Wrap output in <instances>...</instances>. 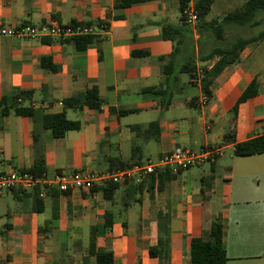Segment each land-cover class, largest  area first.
<instances>
[{"label": "crops", "instance_id": "0c3cea01", "mask_svg": "<svg viewBox=\"0 0 264 264\" xmlns=\"http://www.w3.org/2000/svg\"><path fill=\"white\" fill-rule=\"evenodd\" d=\"M245 1L214 0L204 23L221 20ZM116 2L0 0L2 27L54 20L105 26L82 52L68 41L0 37V100L30 91L32 101L23 106L34 110L32 118L0 113V174L31 169L37 160L44 162L47 179L59 173H102L111 169L110 159L152 160L157 150L158 159L177 147H220L223 156L208 163V170L205 164L179 172L162 190L158 176L147 177L141 188L119 184L112 200L104 196L107 185L72 193L41 187L40 212L34 210L36 188L4 191L0 264H96L89 250L93 228L96 247L112 251L115 264H192V243L205 237L219 216L226 264H264V154H234L235 143L264 134V39L247 46L239 62L216 78L209 102L200 106L202 86L179 69L190 54L197 69H211L219 57L209 62L200 57L217 47L213 35L200 31L199 22L183 21L180 0L127 8H117ZM164 25L190 27L194 42L193 53L178 47L174 73L168 76L163 69L177 41L161 38ZM44 58L55 71L44 67ZM252 82L258 95L233 113ZM94 87L103 101L100 110L65 108V100ZM150 88L161 90L149 93ZM62 112L82 128L57 139L46 129L45 117ZM124 151H131L128 158ZM109 214L113 222L106 232ZM152 248L158 256L151 255Z\"/></svg>", "mask_w": 264, "mask_h": 264}, {"label": "trees", "instance_id": "16d2710c", "mask_svg": "<svg viewBox=\"0 0 264 264\" xmlns=\"http://www.w3.org/2000/svg\"><path fill=\"white\" fill-rule=\"evenodd\" d=\"M152 0H117V8H127L135 3H143ZM214 0H199L196 3V12L199 16L200 27L199 30L202 32H211L215 35L218 40L225 39L226 28L231 25L237 26H256L258 25L257 16L260 12H264V0H246L245 3L238 9L228 13L221 20H215L209 23H204L205 17L208 15L211 5ZM187 0H180L181 13H183L186 7ZM184 21V16L182 14ZM101 26V25H100ZM99 26V27H100ZM186 25L174 26V25H164L162 27L161 38L168 41H177L175 45V51L172 54L169 63L164 67L163 72L165 75H170L174 73V58L178 56V47L183 48L188 47L192 49L193 42V31L190 27H185ZM105 27V26H104ZM264 39V32L258 36H254L246 39H239L231 46L222 48L216 47L207 56L200 57V62H209L215 57H219V60L214 64L211 69L203 68V78L201 81L202 90L207 95H211V88L216 80V78L221 75L224 70L239 62L241 52L249 45L253 43H258L260 40ZM95 36H83L68 40V42L73 43L75 48L82 52L85 51L87 46L96 41ZM193 53V49L191 50ZM144 55L146 53H135L134 55ZM45 68L50 71H55L56 68L50 64V60L44 58L42 60ZM196 61L193 55H189L186 61L181 65L179 72L188 74L192 79L195 78L197 74ZM161 89L150 88L146 91L149 93H158ZM258 95L257 83L252 82L240 99L237 105L233 109V113H237L240 104L246 102L247 100ZM32 101V92L30 91H18L13 93L9 97H3L0 100V113L2 115H8L14 113L17 116L32 118L34 116V110L32 107L23 106L26 102ZM103 101L100 97L99 90L97 87L86 90L82 93L72 96L71 98L64 101L65 108H73L82 110L87 107L92 110H100ZM134 113V111H121L120 115H126ZM157 125L153 123L151 126ZM45 127L50 130L53 136L57 139L63 138L66 133L70 131H79L82 125L78 121H71L67 118L66 113L49 115L45 117ZM139 128V127H133ZM133 153H135L133 151ZM234 154L237 157H249L254 155L264 154V134L258 135L254 138L248 139L241 143H235ZM133 157H136L133 154ZM143 160H136L134 162H122L120 159L114 158L110 159L111 169L109 171L132 168L139 164ZM24 172L34 175L38 179L46 178L45 165L42 160H37L31 169L24 170ZM158 174V175H157ZM151 175L152 181L155 176L160 179L159 189L162 190L164 185L172 180L176 174H172L170 171L165 173H157ZM142 184L138 185L141 188ZM43 188V187H42ZM95 187L92 190H95ZM40 189L38 186L34 194V210L40 212L43 210V201L40 197ZM44 189V188H43ZM119 189V184L109 183L105 188H102L104 196L108 200H112L115 192ZM106 222L104 225V230L106 232L110 231L112 227L113 217L111 214L106 215ZM223 230L224 223L222 217H217L212 225L209 233L201 238L197 239L192 243L191 249V260L192 264H226L227 254L224 249L223 242ZM96 237L97 230L93 228L91 230L89 250L90 254L96 258V264H115V259L112 251H107L103 249H98L96 247ZM152 256H158L159 250L152 248L150 251Z\"/></svg>", "mask_w": 264, "mask_h": 264}, {"label": "built area", "instance_id": "2783aa9c", "mask_svg": "<svg viewBox=\"0 0 264 264\" xmlns=\"http://www.w3.org/2000/svg\"><path fill=\"white\" fill-rule=\"evenodd\" d=\"M182 14L186 24H195L199 22L195 0H187L186 7ZM104 31V26L95 27L81 23L61 24L54 20L49 24L40 26L22 25L15 28L0 26V37L32 40L50 38L66 42L77 37L95 36ZM203 74V69H198L192 81L201 85ZM209 99V95L203 93L198 103L200 106H205L209 102ZM221 156H223V149L220 147L209 146L201 151L177 147L163 154L155 161L149 159L140 162L132 168L102 173L84 171L77 172L72 176L59 173L51 179H38L34 175L24 171H11L9 173L0 174V193L14 189L24 191L32 190L38 186L43 187L44 190L57 188L62 193H72L76 191H91L99 185H108L109 183L123 184L125 182H134L139 185L147 177L155 175L161 170H168L172 174H178L190 167L212 163ZM40 196L44 197V192H42Z\"/></svg>", "mask_w": 264, "mask_h": 264}, {"label": "rangeland", "instance_id": "374dc122", "mask_svg": "<svg viewBox=\"0 0 264 264\" xmlns=\"http://www.w3.org/2000/svg\"><path fill=\"white\" fill-rule=\"evenodd\" d=\"M257 20H258L259 24L256 26L231 25V26L227 27L226 31H225L226 37L224 40H218L213 33H211V32L210 33L213 35V39H214V42L216 43L217 47L226 48V47L231 46L233 43H235L239 39H246V38H251V37L257 36L262 30H264V12H260L258 14ZM187 77H188V75H187ZM156 147H157V145H156ZM157 151L153 153V159H152L153 161H155L157 159V157H156ZM130 153H131V151H124V157L128 158L130 156ZM227 155H229V152H227ZM146 160H149V159H145L143 161H146ZM219 165H220V163H219ZM204 169L205 170L209 169L207 164L204 167ZM132 185H134V182H132Z\"/></svg>", "mask_w": 264, "mask_h": 264}]
</instances>
